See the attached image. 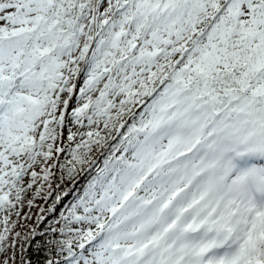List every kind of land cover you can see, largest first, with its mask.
I'll return each instance as SVG.
<instances>
[{
    "label": "snow or ice",
    "instance_id": "snow-or-ice-1",
    "mask_svg": "<svg viewBox=\"0 0 264 264\" xmlns=\"http://www.w3.org/2000/svg\"><path fill=\"white\" fill-rule=\"evenodd\" d=\"M32 251L264 264V0H0V264Z\"/></svg>",
    "mask_w": 264,
    "mask_h": 264
},
{
    "label": "trees",
    "instance_id": "trees-1",
    "mask_svg": "<svg viewBox=\"0 0 264 264\" xmlns=\"http://www.w3.org/2000/svg\"><path fill=\"white\" fill-rule=\"evenodd\" d=\"M30 258H31L33 264H42V262L44 260V254L43 253H36L35 251H32L30 253Z\"/></svg>",
    "mask_w": 264,
    "mask_h": 264
}]
</instances>
